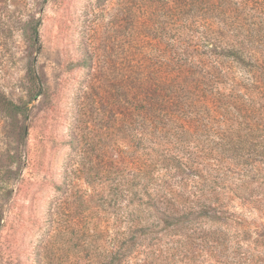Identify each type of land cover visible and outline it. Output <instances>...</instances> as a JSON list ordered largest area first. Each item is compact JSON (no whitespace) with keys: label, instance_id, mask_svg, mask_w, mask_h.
<instances>
[{"label":"rangeland","instance_id":"374dc122","mask_svg":"<svg viewBox=\"0 0 264 264\" xmlns=\"http://www.w3.org/2000/svg\"><path fill=\"white\" fill-rule=\"evenodd\" d=\"M230 105L264 140V0H0V264H264V146L212 149Z\"/></svg>","mask_w":264,"mask_h":264},{"label":"trees","instance_id":"16d2710c","mask_svg":"<svg viewBox=\"0 0 264 264\" xmlns=\"http://www.w3.org/2000/svg\"><path fill=\"white\" fill-rule=\"evenodd\" d=\"M30 33V38L31 41L36 43L37 42V32L35 27L29 30ZM30 79L32 81H36L38 80V78L36 77L35 74H32V76H30ZM177 101L173 102V104L175 106H178L179 109L184 110V107L181 106V101L178 100V98H176ZM12 105V104H10ZM13 109H18L17 106L12 105ZM229 109H225L224 112H221L220 114L216 115V114H210L207 116L208 120L212 121V120H216V123H221V122H225L226 123H232V128H227V130H225L224 134H223V138L218 140V141H214L212 144L214 145V147L212 148L213 150L217 151L218 154H222L225 155L226 153H231L232 155H234V157H241L239 155V153H242L243 150H253L254 148H257L258 146H264V140H254L252 139L249 135L242 134V128L243 125L246 123L245 121H249L250 117L248 118L246 115L245 110H243V108L241 106H235V105H230ZM243 112L245 114H243ZM235 115V116H234ZM234 116V118L232 119L231 117ZM261 121V120H259ZM253 132V131H252ZM140 192V194L146 195L147 199L149 200V202H170V200H174V202H196V200L198 202H211L213 199L215 200L217 195L219 194V192L217 191V188H213L210 192H200L198 193L196 196H193L194 201H188V199H184L181 198L182 196L177 197L174 196L173 194H171L170 191H164L163 189L160 190H154V191H149L146 188L144 189H140L138 190ZM130 195L132 197H135L134 191L132 188H130L129 191ZM171 196L172 197H167V196ZM169 198V200H168ZM162 200V201H161ZM203 200V201H201ZM160 215H162V217H165L164 213H161ZM165 221V224H167V226H180V224L182 223L180 220L178 221H169L166 218L163 219ZM161 220V221H163ZM138 228L132 226V231H131V235L130 238L128 240V244L126 246V251H128V254L130 255L134 249H136V247L138 246L137 240H135V231ZM143 229V228H141ZM140 232H143L142 230L139 229ZM145 231V230H144ZM125 251V252H126ZM122 255H124V253H118V255H116L113 260L112 257L109 258V260L107 262H105V264H120L122 261ZM102 264V263H100Z\"/></svg>","mask_w":264,"mask_h":264}]
</instances>
